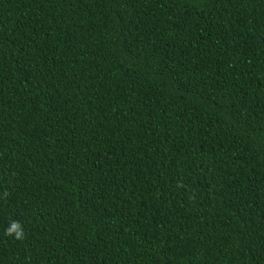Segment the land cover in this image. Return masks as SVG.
Masks as SVG:
<instances>
[{
	"label": "trees",
	"instance_id": "16d2710c",
	"mask_svg": "<svg viewBox=\"0 0 264 264\" xmlns=\"http://www.w3.org/2000/svg\"><path fill=\"white\" fill-rule=\"evenodd\" d=\"M0 264H264V0H0Z\"/></svg>",
	"mask_w": 264,
	"mask_h": 264
},
{
	"label": "clouds",
	"instance_id": "9594fccd",
	"mask_svg": "<svg viewBox=\"0 0 264 264\" xmlns=\"http://www.w3.org/2000/svg\"><path fill=\"white\" fill-rule=\"evenodd\" d=\"M5 235L15 240H22L24 238L23 229L16 222H12L10 224V226L5 230Z\"/></svg>",
	"mask_w": 264,
	"mask_h": 264
}]
</instances>
